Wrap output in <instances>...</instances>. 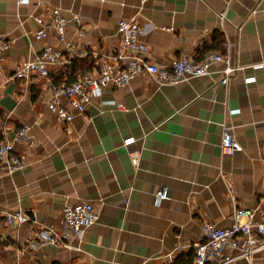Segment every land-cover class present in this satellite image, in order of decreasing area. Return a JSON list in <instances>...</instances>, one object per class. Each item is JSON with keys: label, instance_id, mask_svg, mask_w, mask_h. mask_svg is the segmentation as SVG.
Returning a JSON list of instances; mask_svg holds the SVG:
<instances>
[{"label": "crops", "instance_id": "obj_1", "mask_svg": "<svg viewBox=\"0 0 264 264\" xmlns=\"http://www.w3.org/2000/svg\"><path fill=\"white\" fill-rule=\"evenodd\" d=\"M55 7L70 20L66 42L35 36V15L46 23ZM121 19L140 22L151 61L168 65L217 50L239 68L227 84L223 62L171 84L137 74L125 86H105L72 121L59 119L48 107L54 86L76 59L86 62L78 78L110 59L121 47ZM0 37L11 43L0 65V138L27 124L34 141L15 143L23 169L0 167L3 264H173L203 238L204 220L229 226L236 207L257 208L256 219L264 218V0H0ZM48 43L63 51L50 76L13 77ZM224 123L242 146L233 155L222 152ZM80 201L99 213L81 238L30 247L44 225L62 234L65 206ZM16 211L36 221L8 223L6 213ZM231 264H264V249Z\"/></svg>", "mask_w": 264, "mask_h": 264}, {"label": "built area", "instance_id": "obj_2", "mask_svg": "<svg viewBox=\"0 0 264 264\" xmlns=\"http://www.w3.org/2000/svg\"><path fill=\"white\" fill-rule=\"evenodd\" d=\"M27 0H20L24 2ZM147 1V0H143ZM225 19V13H220ZM41 25L35 31L38 39H47L51 34L58 36L60 41L66 42V29L70 20L64 16L59 7L52 9L51 17L46 23L41 15H35ZM79 33H84V19L81 15L75 16ZM118 29L122 35L121 47L117 52L99 64L95 72L85 73L80 79L71 83L62 82L54 86V92L48 100L50 111L63 121H72L77 113H84L88 103L94 97L103 95L104 87L113 85L122 87L127 85L134 75L145 73L152 76L160 84L178 83L192 77H198L212 72L214 63L223 62V76L221 81L227 84L230 77L238 70L233 64L232 57L217 50H207L200 59L181 55L172 63L159 64L149 60L146 53L149 50L147 43L140 39L143 32L140 22L136 19H121ZM70 46L74 44L67 43ZM229 47L230 43L227 42ZM11 47L10 41L0 37V65L6 59V53ZM63 61V51L53 44H46L37 55L22 62L16 69L13 77L17 79H31L33 77L50 76V66H57ZM123 107L122 103H117ZM30 126L20 127L15 136L0 138V167L7 172L23 169L26 166L24 157L15 152L16 141H25L33 144L29 134ZM132 141H126V145ZM222 152L233 155L242 149L241 144L226 123L223 124ZM133 162L138 164L139 157L134 155ZM166 189L156 193V202L160 203L166 197ZM257 208L236 207L229 226H219L211 220L203 221V238L193 244L195 253L194 264H231L236 259L250 261L254 255L264 249V218L256 219ZM8 223L20 227L29 221H36L23 211L7 212ZM99 220V213L90 201H80L67 204L64 208L61 225L63 233L56 231L53 225H44L38 237L29 245L33 249H40L48 244L66 245L64 240L73 235L81 238L87 227ZM181 248V247H178ZM236 249L235 255L229 250ZM0 264H3L0 257Z\"/></svg>", "mask_w": 264, "mask_h": 264}, {"label": "trees", "instance_id": "obj_3", "mask_svg": "<svg viewBox=\"0 0 264 264\" xmlns=\"http://www.w3.org/2000/svg\"><path fill=\"white\" fill-rule=\"evenodd\" d=\"M221 40H219L216 43H220ZM85 60L83 59H76L73 63V68H72V73L69 74V77L66 78V80L64 82L67 83H71L73 81H76L78 79H80L85 73H83L82 76H79V78L77 77L80 74L79 69H81V66H85ZM62 76L63 73L57 75L56 77H54V81L56 83H60L62 82ZM64 79V78H63ZM194 257H195V253L194 250H190L188 253H181L180 255H178V257L175 259V261L173 262V264H194Z\"/></svg>", "mask_w": 264, "mask_h": 264}]
</instances>
